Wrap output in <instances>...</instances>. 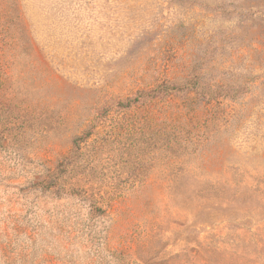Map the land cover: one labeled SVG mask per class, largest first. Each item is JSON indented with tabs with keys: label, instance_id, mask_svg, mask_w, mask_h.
<instances>
[{
	"label": "rangeland",
	"instance_id": "374dc122",
	"mask_svg": "<svg viewBox=\"0 0 264 264\" xmlns=\"http://www.w3.org/2000/svg\"><path fill=\"white\" fill-rule=\"evenodd\" d=\"M0 264H264V0H0Z\"/></svg>",
	"mask_w": 264,
	"mask_h": 264
},
{
	"label": "trees",
	"instance_id": "16d2710c",
	"mask_svg": "<svg viewBox=\"0 0 264 264\" xmlns=\"http://www.w3.org/2000/svg\"><path fill=\"white\" fill-rule=\"evenodd\" d=\"M73 145L75 146V147H79L80 145H79V142H78V139H74L73 140Z\"/></svg>",
	"mask_w": 264,
	"mask_h": 264
}]
</instances>
